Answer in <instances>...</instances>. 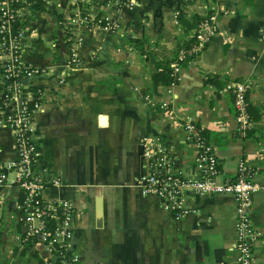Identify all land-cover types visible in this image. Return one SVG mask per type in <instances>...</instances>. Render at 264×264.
I'll return each mask as SVG.
<instances>
[{
	"label": "crops",
	"instance_id": "0c3cea01",
	"mask_svg": "<svg viewBox=\"0 0 264 264\" xmlns=\"http://www.w3.org/2000/svg\"><path fill=\"white\" fill-rule=\"evenodd\" d=\"M118 1L108 0L101 11L120 21L121 31L69 27L83 0H54L23 14L22 62L46 70L33 85L42 93L32 117L35 168L47 182V198L71 199L78 210L68 264H237L232 195H188L197 213L177 221L143 194L137 178L154 136L184 176L194 174L195 147L179 126L191 119L216 154L220 180L234 177L242 160L264 185V0ZM211 13L218 33L182 66L174 85L155 84L154 73L189 42L197 19ZM71 33L82 36L74 66ZM230 81L248 85L256 119L247 134L237 130ZM4 89L0 64V99ZM5 114L0 109V173L8 179L0 184V264H52L54 255L23 235L22 192L5 169L17 156ZM250 219L253 263L264 264L262 191L253 196Z\"/></svg>",
	"mask_w": 264,
	"mask_h": 264
},
{
	"label": "built area",
	"instance_id": "2783aa9c",
	"mask_svg": "<svg viewBox=\"0 0 264 264\" xmlns=\"http://www.w3.org/2000/svg\"><path fill=\"white\" fill-rule=\"evenodd\" d=\"M42 1L48 5L54 0ZM83 1L86 7L67 20L69 27L121 31V22L101 11L104 5L109 4L108 0ZM26 2L27 0H0V64L5 79L0 109L6 113L5 121L14 131L17 153L15 159L6 163L5 169L14 173V183L22 192L18 210L24 226V238L37 241L46 248L56 260L59 259L57 264H68L78 210L71 199L47 198L44 194L47 182L35 168L39 144L32 117L40 107L42 93L35 92L33 85L46 70L27 66L22 62L23 30L22 27L16 30L14 23L21 20L24 12L30 9L29 4L18 6ZM218 31L216 13L206 14L200 19L192 43L187 48H180L175 59L169 63L175 80H178L182 66L201 53ZM66 41L70 45L68 65L74 66L78 62L77 51L82 36L71 33ZM174 84L175 81L170 86ZM226 89L233 96L237 130L240 134H245L254 123L247 109L248 85L230 81ZM28 93L34 99L31 100ZM179 126L195 147L194 174L184 176L176 167L172 152L160 137L154 136L147 139L145 171L137 178V184L145 196H154L161 207L177 221L197 213L196 208L187 204L188 195H232L235 200V237L231 250L237 264H254L252 245L256 235L250 219V209L254 194L264 192V185L254 180L251 168L242 160L237 164L234 177L220 180L216 154L202 135L200 127L191 119H184ZM7 180L0 173V184ZM53 182L58 184L59 179Z\"/></svg>",
	"mask_w": 264,
	"mask_h": 264
},
{
	"label": "trees",
	"instance_id": "16d2710c",
	"mask_svg": "<svg viewBox=\"0 0 264 264\" xmlns=\"http://www.w3.org/2000/svg\"><path fill=\"white\" fill-rule=\"evenodd\" d=\"M104 2H106V1H104ZM25 4H29V8L30 9H34V10H37V11H44L46 9V3H44L42 0H27L26 3L18 4V6L21 7V6H24ZM23 18H24V15H22L21 20H19V21H17V22L14 23V28L16 30L17 29H20V27L23 26V24H24ZM197 20L198 21L195 23V28H197V25H198V22L200 21V19H197ZM60 26L62 28H63V26H66V24H64V18H61V25ZM193 26H194V24H193ZM192 41H193V36L189 40L188 43H184L183 44V47H180V48H187V47H189V45L192 43ZM67 44L68 43L64 42V45H67ZM153 79H154V83L155 84H158V85H170L171 82H173V81L176 82L177 81V80H175V77L172 75V70L169 67V64L168 63H165L161 67V69L159 71H157V72L154 73ZM247 109H248V113H249L250 119L252 121H254V119H256V116L254 114H251L250 113L249 107H247ZM249 131L250 130H248L247 132H249ZM247 132L245 134H247ZM202 135H204V134L202 133ZM0 235H1V230H0ZM57 260H59V259H57ZM57 260L55 259L53 261V264H57L58 263Z\"/></svg>",
	"mask_w": 264,
	"mask_h": 264
},
{
	"label": "rangeland",
	"instance_id": "374dc122",
	"mask_svg": "<svg viewBox=\"0 0 264 264\" xmlns=\"http://www.w3.org/2000/svg\"><path fill=\"white\" fill-rule=\"evenodd\" d=\"M24 13H25V12H24ZM67 20L69 21V19H67ZM59 21H60V20H59ZM66 23H67V21H66ZM64 24H65V23H64ZM76 64H77V63H76ZM76 64H75V65H76ZM26 264H28V263H26ZM33 264H36V263H33Z\"/></svg>",
	"mask_w": 264,
	"mask_h": 264
}]
</instances>
